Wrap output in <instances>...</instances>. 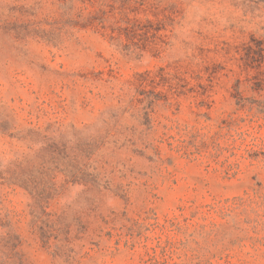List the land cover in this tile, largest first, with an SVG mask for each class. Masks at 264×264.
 <instances>
[{
  "label": "rangeland",
  "instance_id": "374dc122",
  "mask_svg": "<svg viewBox=\"0 0 264 264\" xmlns=\"http://www.w3.org/2000/svg\"><path fill=\"white\" fill-rule=\"evenodd\" d=\"M0 264H264V0H0Z\"/></svg>",
  "mask_w": 264,
  "mask_h": 264
}]
</instances>
